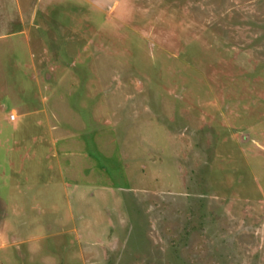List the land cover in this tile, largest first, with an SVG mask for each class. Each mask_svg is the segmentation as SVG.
<instances>
[{"label": "rangeland", "instance_id": "obj_1", "mask_svg": "<svg viewBox=\"0 0 264 264\" xmlns=\"http://www.w3.org/2000/svg\"><path fill=\"white\" fill-rule=\"evenodd\" d=\"M0 264H264V0H0Z\"/></svg>", "mask_w": 264, "mask_h": 264}, {"label": "built area", "instance_id": "obj_2", "mask_svg": "<svg viewBox=\"0 0 264 264\" xmlns=\"http://www.w3.org/2000/svg\"><path fill=\"white\" fill-rule=\"evenodd\" d=\"M13 118H15V116H12Z\"/></svg>", "mask_w": 264, "mask_h": 264}]
</instances>
